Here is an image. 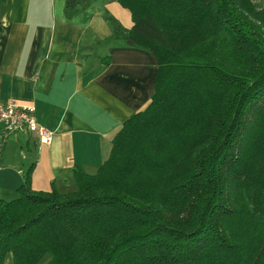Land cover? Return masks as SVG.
<instances>
[{"label": "trees", "instance_id": "obj_1", "mask_svg": "<svg viewBox=\"0 0 264 264\" xmlns=\"http://www.w3.org/2000/svg\"><path fill=\"white\" fill-rule=\"evenodd\" d=\"M115 1L132 26L111 19L113 37L156 57L155 94L74 192L34 191L31 168L0 199V264H264V7Z\"/></svg>", "mask_w": 264, "mask_h": 264}, {"label": "crops", "instance_id": "obj_2", "mask_svg": "<svg viewBox=\"0 0 264 264\" xmlns=\"http://www.w3.org/2000/svg\"><path fill=\"white\" fill-rule=\"evenodd\" d=\"M119 6L90 0L67 15L65 0H0V102L35 107L54 134L37 155L36 137L3 140L0 125V199L31 168L34 191L74 192L76 169L96 174L113 135L151 102L158 61L113 37Z\"/></svg>", "mask_w": 264, "mask_h": 264}, {"label": "built area", "instance_id": "obj_3", "mask_svg": "<svg viewBox=\"0 0 264 264\" xmlns=\"http://www.w3.org/2000/svg\"><path fill=\"white\" fill-rule=\"evenodd\" d=\"M0 125L3 128V140L16 134L36 137L37 155L42 153L43 148L50 146L54 139V134L39 123L35 107L0 102Z\"/></svg>", "mask_w": 264, "mask_h": 264}, {"label": "rangeland", "instance_id": "obj_4", "mask_svg": "<svg viewBox=\"0 0 264 264\" xmlns=\"http://www.w3.org/2000/svg\"><path fill=\"white\" fill-rule=\"evenodd\" d=\"M258 5L264 7V0H254ZM120 7V13H121V21H119V23H121V25L124 27V28H128L132 25V17H131V13L129 10L127 9H124L123 7L119 6ZM18 197V194H15L14 197H11L9 199H7L6 197H1L3 198L4 200L6 201H9V200H12L17 198ZM50 260V255H47L43 261L40 263V264H46L48 261ZM6 264H11V260L9 259L7 261Z\"/></svg>", "mask_w": 264, "mask_h": 264}]
</instances>
